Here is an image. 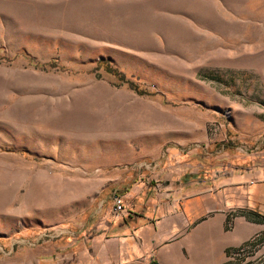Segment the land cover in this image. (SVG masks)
Returning a JSON list of instances; mask_svg holds the SVG:
<instances>
[{
  "label": "rangeland",
  "instance_id": "rangeland-1",
  "mask_svg": "<svg viewBox=\"0 0 264 264\" xmlns=\"http://www.w3.org/2000/svg\"><path fill=\"white\" fill-rule=\"evenodd\" d=\"M186 156L264 167V0H0V264H113L98 205Z\"/></svg>",
  "mask_w": 264,
  "mask_h": 264
},
{
  "label": "crops",
  "instance_id": "crops-1",
  "mask_svg": "<svg viewBox=\"0 0 264 264\" xmlns=\"http://www.w3.org/2000/svg\"><path fill=\"white\" fill-rule=\"evenodd\" d=\"M186 158L170 159L158 175L126 188L120 216L113 215V201L98 205L100 217L89 236L95 259L226 264L230 248L264 232V167L228 163L227 171L222 161L209 165L206 157L196 163Z\"/></svg>",
  "mask_w": 264,
  "mask_h": 264
},
{
  "label": "built area",
  "instance_id": "built-area-1",
  "mask_svg": "<svg viewBox=\"0 0 264 264\" xmlns=\"http://www.w3.org/2000/svg\"><path fill=\"white\" fill-rule=\"evenodd\" d=\"M112 211H113V215L116 217L120 216L125 211L123 199H122L121 195H119V194H115L113 197V210ZM233 226H234L233 220H229V222L227 223L228 229L229 230L232 229ZM251 239H249L245 244H243L239 247L233 248L231 250V252L234 253L235 256H239V255L245 253L249 247V243L251 242Z\"/></svg>",
  "mask_w": 264,
  "mask_h": 264
},
{
  "label": "water",
  "instance_id": "water-1",
  "mask_svg": "<svg viewBox=\"0 0 264 264\" xmlns=\"http://www.w3.org/2000/svg\"><path fill=\"white\" fill-rule=\"evenodd\" d=\"M151 264H158L157 262L151 263Z\"/></svg>",
  "mask_w": 264,
  "mask_h": 264
}]
</instances>
